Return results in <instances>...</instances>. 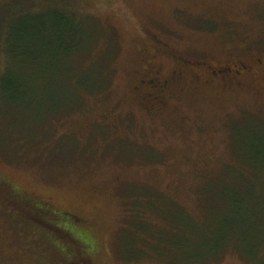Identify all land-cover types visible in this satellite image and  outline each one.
<instances>
[{
	"label": "rangeland",
	"instance_id": "374dc122",
	"mask_svg": "<svg viewBox=\"0 0 264 264\" xmlns=\"http://www.w3.org/2000/svg\"><path fill=\"white\" fill-rule=\"evenodd\" d=\"M45 1L32 0V15L60 2ZM66 1L90 35L73 62L58 55L33 64L30 44L47 37L34 36L40 23L27 25L34 34L7 57L14 34L3 17L17 9L0 10V178L80 218L93 245L83 264H169L153 248L139 259L123 248L132 202L142 198L163 210L149 211L151 246L159 242L153 232L171 238L178 230L175 242L188 250L226 245L213 264H264V84L238 85L182 65L264 60V0ZM7 66L22 96L3 91L13 84L3 81ZM72 67L83 71L75 79ZM178 69L154 103L143 80L169 79ZM81 85L106 90L90 94ZM134 244L144 245L140 237ZM33 250H5L0 264H33ZM37 251L41 264H67L64 254Z\"/></svg>",
	"mask_w": 264,
	"mask_h": 264
},
{
	"label": "trees",
	"instance_id": "16d2710c",
	"mask_svg": "<svg viewBox=\"0 0 264 264\" xmlns=\"http://www.w3.org/2000/svg\"><path fill=\"white\" fill-rule=\"evenodd\" d=\"M38 1L39 3H46L45 0ZM54 4L53 8H46L44 5L45 11L34 12V15H32V11H34L32 7L35 5L32 0H0L1 11L6 7H16L15 9H17V11H14V9L13 13H8L3 17V23L7 26L6 31L14 34L13 40L12 38L6 39L8 45H5V53L7 57L11 55L13 50L20 51V49H23L19 42L22 37H28L34 33V36L42 33L47 36L42 41H39V46L37 45V41L31 40L33 43L30 45L38 53L33 57L34 65L41 63L43 56L47 58L52 56L53 59L55 56L61 55L64 58V62H66L73 58L74 54L83 51L80 50L83 46L78 42L90 40V35L87 36L89 30L85 26V22L80 21L81 17L79 13L66 0H60L59 3ZM16 17H19L21 20L17 26L13 20ZM47 19L50 20L49 23H47ZM38 23L42 25L40 26L41 30H35L32 33L27 25ZM48 25L52 31L48 29ZM64 26H67L66 28L69 29L60 31ZM70 26L73 29H70ZM56 34H59L60 37H54ZM18 42L19 44L15 46ZM72 62L70 63L72 64ZM4 71L2 74L5 75L3 81L7 80V83L13 81V84L3 85V91H6L12 97L14 94V97L22 96V92H20L21 86L16 83L14 85L10 66H7ZM78 72L77 67L69 69V73L73 77L72 79L77 77ZM82 72L80 71L79 73L81 74ZM91 86V89H85L83 85L79 87L82 92L88 91L90 94H101L106 90V87ZM47 115L49 118H53L57 113L52 110ZM0 116V123L3 124L2 116L4 117V115H1V112ZM6 130L9 131V129ZM261 150H264L263 145ZM259 155L261 159L264 158L261 152H259ZM153 203L150 199H135L129 211L130 228L132 231L125 232L123 236V248L135 259L148 256L149 251L153 248L152 250H154L155 255L168 258L169 264H213V261L219 258L223 250L226 249V245H219L218 247H211L207 252V248L205 247H198L197 249L193 247L195 250H188V245L178 246L176 244L174 235H177L178 230L172 233L171 238H169L165 231L153 232V238L159 240V242L151 246L147 236H149V229L156 230V225L154 220L152 221V218L148 216L149 211H155L158 217L163 213L162 209L157 212ZM79 222L80 218L72 213L56 210L51 205L36 203L30 198L20 195L9 182L0 178V256L4 254L5 250L7 252L8 249H15V247L23 251L34 249L33 251L37 253L39 259L33 262V264H39L41 258L37 250L40 248L42 251L50 250L56 254L58 253L60 256L64 254L61 258H64L67 264H83L82 253L93 249V245L90 238L80 232ZM28 225H31V228ZM139 237L144 244L143 246L134 244L139 241ZM62 243L65 244L67 249L63 250ZM178 255H181V258H177ZM182 258L185 261L179 260ZM24 262L25 260L22 263ZM7 264L9 263L7 262Z\"/></svg>",
	"mask_w": 264,
	"mask_h": 264
},
{
	"label": "flooded vegetation",
	"instance_id": "af4514ba",
	"mask_svg": "<svg viewBox=\"0 0 264 264\" xmlns=\"http://www.w3.org/2000/svg\"><path fill=\"white\" fill-rule=\"evenodd\" d=\"M255 61L256 66H252L253 64L248 63L247 60L242 57L224 61L223 63H218L217 65H211L207 62H195L190 64L187 61H182V65L186 67L192 65L196 68V70H206L211 78L227 82L232 81L233 83L236 82L238 85H240V83L247 78H253L255 81H259L264 84V60L256 59ZM180 74L181 72L178 69L172 72L169 79H144L142 83L153 92L150 94L153 102L160 103L163 99L162 94L171 84L170 81L173 80V78L180 76Z\"/></svg>",
	"mask_w": 264,
	"mask_h": 264
}]
</instances>
